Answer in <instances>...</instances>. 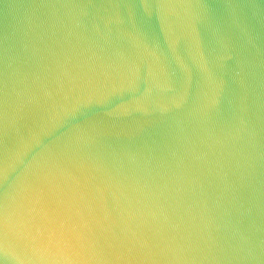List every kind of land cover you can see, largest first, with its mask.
Returning a JSON list of instances; mask_svg holds the SVG:
<instances>
[{"label": "water", "instance_id": "water-1", "mask_svg": "<svg viewBox=\"0 0 264 264\" xmlns=\"http://www.w3.org/2000/svg\"><path fill=\"white\" fill-rule=\"evenodd\" d=\"M18 224L264 264V0H0V264H51Z\"/></svg>", "mask_w": 264, "mask_h": 264}, {"label": "clouds", "instance_id": "clouds-1", "mask_svg": "<svg viewBox=\"0 0 264 264\" xmlns=\"http://www.w3.org/2000/svg\"><path fill=\"white\" fill-rule=\"evenodd\" d=\"M17 232L20 239L33 245L38 254L52 256L51 264H73L70 257L82 250L83 236L71 225L33 231L23 224H18Z\"/></svg>", "mask_w": 264, "mask_h": 264}]
</instances>
